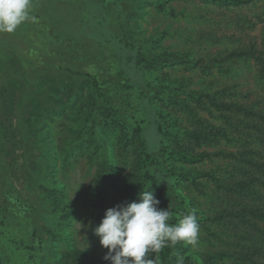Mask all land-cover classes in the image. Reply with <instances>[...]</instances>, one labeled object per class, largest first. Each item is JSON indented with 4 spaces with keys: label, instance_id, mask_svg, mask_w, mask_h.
<instances>
[{
    "label": "trees",
    "instance_id": "trees-1",
    "mask_svg": "<svg viewBox=\"0 0 264 264\" xmlns=\"http://www.w3.org/2000/svg\"><path fill=\"white\" fill-rule=\"evenodd\" d=\"M139 1L146 4L159 2L30 0L28 19L11 33L0 32V79L5 81V87L2 85L0 89L4 88L3 92L8 89L9 73L6 71L12 63L18 64L21 71L18 82L25 89L38 90L45 85L43 95L46 97L42 102L37 100L35 107L33 104L37 112H30L27 122L30 130L41 125V132L48 135L49 128L42 121L45 117H52L50 93L56 90L54 96L60 97L65 85L60 79L59 82L55 80L52 74L80 80L81 89L86 92L80 94L82 104L74 112L70 143L77 147L91 143L104 147L109 160L104 176L117 167L112 153L115 148L125 152L132 149L136 162L128 191H153L160 202L158 207L168 209L171 214L167 221L169 224L178 223L188 212L196 213L199 225L217 222L219 228L212 229L205 236L204 243L213 245V240L219 239L227 245L224 250L199 252L182 242L169 244L157 253L160 264H176L180 256L184 258V264H264V105L258 110L253 103L240 105L245 112L242 121L255 129L259 142L257 147H249L252 151L249 155L240 153L239 159L230 163L228 175H212L220 192L214 194L215 190H211L210 195L216 201L212 205L215 213H206L195 206L194 197L185 184L186 181L196 183L205 172L177 163H195L210 157L207 152L197 154L184 146L190 138L208 136L201 128L192 127L193 124H189L191 127L181 125L172 107L179 104L191 111V103L199 96L180 90L179 82L155 72L160 67L178 62L193 64L194 56L159 51L154 46L155 39L130 34L129 30L136 26L137 21L124 18L127 14L131 17ZM201 1L245 6L255 5L261 0ZM60 4H65L68 11L59 8ZM158 9L167 11L161 4ZM63 12L65 17L61 15ZM69 27L76 33H72ZM21 36L27 40L18 39ZM8 50L13 54L12 58H7ZM244 60L248 61L249 57L245 56ZM42 75H46L45 80ZM263 77L264 74L260 76ZM33 100L32 96L30 101ZM210 100L216 110H229L233 105L212 96ZM159 102L169 103L172 108H163ZM4 106L7 109L6 104ZM4 111L0 108V117ZM4 125L0 120V264L9 263L14 250L10 253L4 251L9 249L7 245L10 243L21 248L27 254L28 262L33 264H58L55 259L63 262L64 255L51 253L49 256L45 239L36 230L34 214L37 211L14 184L16 174L6 158L9 132ZM101 183L104 185L106 181L103 179ZM244 212L251 217L248 219ZM8 216L21 222L29 233L28 242L18 243L4 237ZM37 255L40 256L39 261L36 260Z\"/></svg>",
    "mask_w": 264,
    "mask_h": 264
},
{
    "label": "rangeland",
    "instance_id": "rangeland-1",
    "mask_svg": "<svg viewBox=\"0 0 264 264\" xmlns=\"http://www.w3.org/2000/svg\"><path fill=\"white\" fill-rule=\"evenodd\" d=\"M160 4L167 11L158 9ZM262 4L264 0L245 6L201 0H159L157 4L139 1L131 17L126 13L124 18L137 21L129 30L130 34L155 39L154 46L159 51L194 56L193 64L178 62L160 67L155 72L179 82L180 90L199 96L191 103V111L179 104L172 107L181 125L193 124L192 127L201 128L208 136L190 138L184 142L186 149L197 154L207 152L210 157L195 163L177 164L205 172L196 183L186 181L185 184L194 197L195 206L210 215L215 213L212 205L216 202L210 192H220L212 175H228L230 163L236 162L243 153L249 155L252 152L249 147H257L259 142L255 129L242 121L245 112L240 105L253 103L256 110L264 105V77L260 78L264 74V65L261 64L264 62ZM59 8L68 11L65 4H60ZM61 15L65 17L64 12ZM31 32L35 34L33 29ZM18 39L27 40L23 36ZM88 51L90 55L91 51ZM8 52L7 58H12L13 54L10 50ZM65 55H68L67 51ZM245 56L249 57L248 61L244 60ZM12 64L6 71L9 73L8 89L6 92H3L4 88L0 89V108L5 110L0 120L9 132L6 158L16 174L14 184L37 211L33 216L36 230L45 239L49 256L51 253L65 256L63 262L54 260L58 264H110L104 259L107 250L101 247L92 229L99 224L107 208L139 199L138 193L142 189L128 191L127 188L133 179L135 154L132 149L125 152L115 148L112 153L117 167L104 176L109 164L104 147L94 143L77 147L70 143L74 112L80 109L83 100L80 94L86 91L81 89L80 80L65 75L59 78L52 74L55 80L59 82L60 79L65 85L60 97L54 96L56 90L50 93L52 117H45L42 121L49 128V134L41 132V125L30 130L27 118L30 112H37V108L34 110L37 100L42 102L46 97L43 95L46 86L42 85L38 90L25 89L18 82L21 77L18 64ZM42 76L45 80L46 75ZM4 83L0 79V87ZM32 96L34 100L30 101ZM211 96L233 104L231 109L216 110L211 104ZM159 103L163 108H172L169 103ZM103 179L106 181L104 185L101 183ZM243 214H247L248 219L251 217L248 212ZM5 227L4 237L8 240L29 241V233L21 222L8 216ZM214 228H219L215 221L199 225L198 243L192 246L194 250L214 253L227 247L219 239L213 240V245L204 243L205 236ZM7 246L9 249L4 253L14 250L8 264H33L28 262V256L21 248L13 243ZM39 258L37 255L36 260ZM145 258L155 259L156 264H160L157 253H149Z\"/></svg>",
    "mask_w": 264,
    "mask_h": 264
},
{
    "label": "clouds",
    "instance_id": "clouds-1",
    "mask_svg": "<svg viewBox=\"0 0 264 264\" xmlns=\"http://www.w3.org/2000/svg\"><path fill=\"white\" fill-rule=\"evenodd\" d=\"M30 6V0H0V32H13L28 19ZM138 196V200L107 208L92 229L107 250L105 260L110 264H156L155 259L145 257L169 244L197 245L199 224L195 212L169 224L171 214L158 207L160 202L153 191L145 189ZM176 264H184V258L178 257Z\"/></svg>",
    "mask_w": 264,
    "mask_h": 264
}]
</instances>
